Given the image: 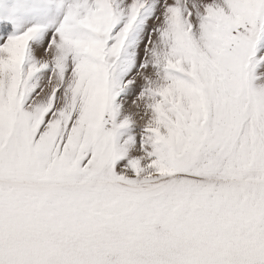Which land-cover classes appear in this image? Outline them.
Segmentation results:
<instances>
[{
    "label": "snow or ice",
    "instance_id": "snow-or-ice-1",
    "mask_svg": "<svg viewBox=\"0 0 264 264\" xmlns=\"http://www.w3.org/2000/svg\"><path fill=\"white\" fill-rule=\"evenodd\" d=\"M0 264H264V0H0Z\"/></svg>",
    "mask_w": 264,
    "mask_h": 264
}]
</instances>
